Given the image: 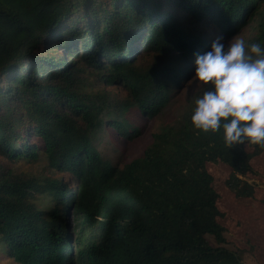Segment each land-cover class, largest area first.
<instances>
[{
    "label": "trees",
    "instance_id": "1",
    "mask_svg": "<svg viewBox=\"0 0 264 264\" xmlns=\"http://www.w3.org/2000/svg\"><path fill=\"white\" fill-rule=\"evenodd\" d=\"M248 26L246 44L264 46V0H0V243L9 263L246 264L218 222L207 164L231 166L236 197L253 198L236 170L253 171L264 148L229 147L222 129H195L200 90L165 118L195 55L211 47L205 27L233 38ZM137 117L159 125L121 166L102 147L118 153L107 127L132 139L144 128Z\"/></svg>",
    "mask_w": 264,
    "mask_h": 264
},
{
    "label": "clouds",
    "instance_id": "2",
    "mask_svg": "<svg viewBox=\"0 0 264 264\" xmlns=\"http://www.w3.org/2000/svg\"><path fill=\"white\" fill-rule=\"evenodd\" d=\"M194 79L200 94L191 114L203 133L223 130L225 145L264 148V46L235 36H217L208 51L195 55Z\"/></svg>",
    "mask_w": 264,
    "mask_h": 264
},
{
    "label": "rangeland",
    "instance_id": "3",
    "mask_svg": "<svg viewBox=\"0 0 264 264\" xmlns=\"http://www.w3.org/2000/svg\"><path fill=\"white\" fill-rule=\"evenodd\" d=\"M205 28L204 34L209 33L212 41L221 35L219 30L214 27ZM253 33V27L248 26L237 36L246 42L253 36ZM223 37L226 44L232 39ZM194 74L195 70L188 77L181 93L173 100L174 104L167 113L166 122L171 123L176 119L177 114L187 107L188 100L200 90L194 79ZM117 90L112 89L113 92L122 93V91ZM137 119H140L144 128L140 135L132 139L120 136L109 126L107 127L109 135L115 144L119 145L118 153L117 151L114 152V147L106 141L103 142L102 147L121 166L142 155L146 146L151 142V134L159 125V121H155L152 118L144 117V120L141 117H137ZM247 152L252 153L253 150L247 148ZM250 164L253 171L240 175L242 173L241 170H236V175L255 186L256 190L253 198L236 197V193L231 189L230 185L234 169L220 159L209 162L207 164V171L211 175L210 189L213 198L215 197L214 204L223 214L218 219V222L227 230L226 238L229 247L241 250L244 253L243 260L246 264H264V154L253 158ZM13 166L18 167L19 171H36L32 165L24 162H18V164H14ZM67 183H70V181ZM0 245V264H10L8 256L1 252L2 244L0 243Z\"/></svg>",
    "mask_w": 264,
    "mask_h": 264
}]
</instances>
